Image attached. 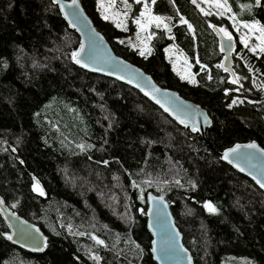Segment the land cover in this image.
<instances>
[{
    "label": "trees",
    "instance_id": "1",
    "mask_svg": "<svg viewBox=\"0 0 264 264\" xmlns=\"http://www.w3.org/2000/svg\"><path fill=\"white\" fill-rule=\"evenodd\" d=\"M79 1L116 54L197 102L211 123L203 136L191 132L129 85L76 66L78 35L51 0H0V196L47 236L43 252L28 253L4 239L0 219V264H155L147 190L169 201L194 264H264V192L217 155L241 141L264 148V52L236 41L232 78L218 67L211 27L235 34L226 17L190 0H122L130 31L142 1L153 15L170 16L171 37L150 27L142 56L118 40L113 23L94 17V0ZM227 3L236 19L264 27V0ZM170 42L194 82L170 68Z\"/></svg>",
    "mask_w": 264,
    "mask_h": 264
},
{
    "label": "water",
    "instance_id": "2",
    "mask_svg": "<svg viewBox=\"0 0 264 264\" xmlns=\"http://www.w3.org/2000/svg\"><path fill=\"white\" fill-rule=\"evenodd\" d=\"M51 1L56 4L60 16L67 26L78 35V44L74 52L80 51L81 44L84 45L83 51L80 52L82 63H76L72 58L76 66L129 85L157 106L177 125L188 128L191 132H195L192 130L193 125H195L199 134L203 136L205 129L211 123V119L203 107L197 102L181 96L174 88L159 85L142 67L116 54L104 35L93 24L79 0H76V5H73L72 0ZM61 5L64 6L63 9ZM65 13H67V16ZM212 29L216 34L218 47L222 53L221 68L228 69L227 71L234 78L230 64L231 52L236 44V39L231 35L232 40L228 41L224 39L217 26L212 27ZM229 44L231 47H229ZM222 47L223 51L221 50ZM84 64H87L88 67H84ZM129 80L132 82L130 83ZM146 93L149 94L146 95ZM157 100L160 103H157ZM165 108H168L169 111H166ZM181 120H184L185 123H181ZM253 142L258 146V149H264L256 141L248 140L235 142L218 151L217 155L221 161L249 178L264 192V188L257 183V179L264 180V152L241 147L237 153L229 157V160L223 158L224 153L236 145L243 146ZM241 168L244 171H241ZM253 177H256V179ZM149 197L155 199L150 200ZM161 197L163 198L162 203L160 201ZM144 199L145 227L150 237L149 253L151 259L155 264H189L190 258V264H194L189 249L182 242V233L175 224L174 217L169 209V201L161 193H155L152 190L146 191ZM0 201H2L0 203V219L6 227L1 232L4 239L28 253L43 252L47 236L40 226L19 215L5 204L1 196ZM149 209H152V211L150 212ZM65 228H70V226L65 225ZM72 232L80 234V231L76 228H72ZM8 236H11L12 239H8Z\"/></svg>",
    "mask_w": 264,
    "mask_h": 264
},
{
    "label": "rangeland",
    "instance_id": "3",
    "mask_svg": "<svg viewBox=\"0 0 264 264\" xmlns=\"http://www.w3.org/2000/svg\"><path fill=\"white\" fill-rule=\"evenodd\" d=\"M190 1L193 3V0ZM220 2L223 3V0H220ZM94 3V17L113 23V25L120 31L118 40L122 41L129 47L134 48L139 54L141 51H143L144 55L142 56H145L150 52V27H157V23H159V27L165 30L167 36L171 37V34L169 33L171 20L170 16L153 15L150 13V16L160 17V21L158 22L155 20L150 21L149 15L146 14V16L142 18V23L145 25L143 29L139 28L137 24L134 23V21L140 17L141 11L144 10V5L146 4L144 1H142L138 15L133 21V31H130V28L127 26L129 8L125 5V3L122 2V0H94ZM193 4L200 10V12L204 14L213 13L217 16H221L219 14L220 10L215 7L216 0H196V3ZM125 12H127L126 16L124 15ZM105 16H107L108 19H105ZM222 16L228 19L232 31L235 34H232L229 30L228 32L234 36L236 41H238L240 44V49H244L253 54H258L261 52L258 47L261 44V34L258 29L250 30L249 28L244 27L245 24H257L259 27H263L261 24H259V22L256 20L245 21L236 19L231 11L225 12V14ZM230 17H234L235 21ZM117 24H120V26L118 27ZM242 37L247 39V47L242 42ZM251 48H256V51H251ZM164 55L165 59L170 65V68L178 75V77L189 82H194V74L191 71V64L184 53L175 47L173 42H170L164 47ZM233 100L238 101L240 99L235 97Z\"/></svg>",
    "mask_w": 264,
    "mask_h": 264
},
{
    "label": "snow or ice",
    "instance_id": "4",
    "mask_svg": "<svg viewBox=\"0 0 264 264\" xmlns=\"http://www.w3.org/2000/svg\"><path fill=\"white\" fill-rule=\"evenodd\" d=\"M54 2H58V0H54ZM136 2H137V3H140L141 0H136ZM154 2H155V0H153V3H154ZM72 3H73V5H76V0H72ZM193 3H196V0H193ZM256 3H257V5H259V4H260V0H256ZM198 6H199V5H198ZM63 7H64V6L61 5V8H62V9H63ZM215 7H216L217 9L220 10V11H219V14H220L221 16L224 15L225 12H230V11H231V9H230L229 6H228L227 0H223V3H221L220 0H216ZM243 7H245V8H249L250 6H249V5H244ZM146 14L149 15V20H150V21H151V20H155V21H158V22L160 21V17H153V16H150V9H149V6H148V4H145V5H144V10L141 11V13H140V17H138V18L134 21V23H136L137 26H138L139 28H141V29H143V28L145 27L144 23H142V18L145 17ZM207 14H210V13H207ZM65 15L67 16V13H65ZM124 15L126 16V15H127V12H125ZM104 18H105V19H108L107 16H105ZM230 18L233 19V20L235 21V18H234V17H230ZM181 22H182V23H186V21H184L182 17H181ZM117 26L119 27L120 24H117ZM157 27H159V23H157ZM166 27H167V26H166ZM211 27L215 28L214 25H211ZM244 27H245V28H249L250 30H251V29H258V31H259L260 34H261V35H260L261 44H260L258 47H259V50H260L261 52H264V27H259L257 24H252V25L245 24ZM189 29H191V25H189ZM169 30H170V29H169ZM219 32L223 34L224 39H226V40H228V41H231V40H232V36H231V34L228 32V30H227L226 28H220V29H219ZM242 42L245 44L246 47L248 46V44H247V39H246V38L242 37ZM229 47H231L230 44H229ZM83 49H84V45L81 44L80 51H78V52H73V53H72V58L76 61V63H82V60H81V58H80V52H82ZM221 50H222V51L224 50L223 47H222ZM250 50L253 51V52H255V51H256V48H251ZM140 54H141V55H144V52L141 51ZM83 66H84V67H88L87 64H84ZM221 66H222V65H218V67H221ZM227 70H228V69H225V71H227ZM122 78H123V77H122ZM129 82L131 83L132 81L129 80ZM233 82H235V81H233ZM137 86H139V85H137ZM142 90H143V89H142ZM157 91H158V90H157ZM147 94H149V93H146V95H147ZM157 103H160V101L157 100ZM236 103H237V101H236V100H233V104H236ZM231 106H232V105H229V107H231ZM165 110H166V111H169L168 108H165ZM178 118H179V117H178ZM205 119H207V118L205 117ZM181 123H185V121H184V120H181ZM192 130H193V131H197L198 129L195 127V125H193V129H192ZM241 147H245V148H249V149H257V150L260 151V152H264V149H258V146L253 142V143H250V144H247V145H243V146H241V145H236L234 148H231V149L227 150V151L224 153V157H223V158H224L225 160H229V157H230L232 154L237 153L238 150H239ZM230 162H231V161H230ZM105 163H107V162H105ZM237 167H239V165H237ZM240 170H241V171H244L243 168H241ZM253 178L256 179V177H253ZM257 183L260 185V187L264 188V180L257 179ZM34 190H39V191H41V195H43L42 190L38 189V187H37L36 185H34ZM149 199H150V200H153V199H155V198H153V197H149ZM160 201H161V203L163 202V198H162V197L160 198ZM0 203H2V201H0ZM14 206H15V205H13V207H14ZM165 207H166V205H165ZM204 207H205L209 212H213V213H214V212L217 211V209L215 208V206L212 205L210 202H205ZM149 211L151 212L152 209H149ZM177 235H178V234H177ZM8 239L11 240L12 237H11V236H8ZM93 239H95V237H93ZM97 243H103V241H97ZM154 251H155V249H154ZM189 264H190V258H189Z\"/></svg>",
    "mask_w": 264,
    "mask_h": 264
}]
</instances>
